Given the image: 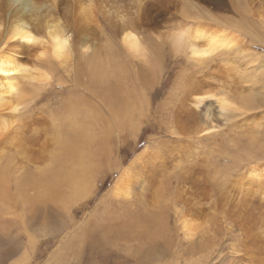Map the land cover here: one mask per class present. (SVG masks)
<instances>
[{
    "label": "bare ground",
    "instance_id": "1",
    "mask_svg": "<svg viewBox=\"0 0 264 264\" xmlns=\"http://www.w3.org/2000/svg\"><path fill=\"white\" fill-rule=\"evenodd\" d=\"M133 2L136 10L132 14L118 0H0V208L7 205L13 209L16 204L13 198L19 199L17 205L24 206L20 215L0 221V245L2 248L7 245V257L11 258L13 264L37 262L45 252L39 251V243L44 237H59L63 246L67 241L70 243L68 247L59 244L61 252L57 253V248L53 257L46 258L43 264H68L71 258L80 264L82 258L84 262L85 257H91L84 256L85 248L98 250L104 242L112 243L114 238H118L117 235H127L130 231L132 238L145 240L140 244L141 258L145 262L207 263L212 248L210 240L204 239L205 236L197 243L179 248V243L176 245L177 241L182 244L179 232L176 237L168 235L173 233L169 221L170 210L173 211L176 228L187 239L192 240L200 232L206 234L209 230L210 218L198 224L193 217L194 210L200 212L202 217L203 214L207 217L209 212L200 207L199 196L189 187L192 176L185 175L182 181H177L174 191L177 198L166 199L172 203L171 207L165 205L164 198L154 201L143 198L141 212L131 209L118 212L115 203L123 198L130 201L138 195L143 197L151 184L136 180L135 168L143 155L139 154L138 158L123 166L122 160L114 154L121 148L114 147L110 141H127L129 134L133 140L136 139L152 101L159 96L154 87L160 82L163 65H167L169 60L175 64L180 59L179 55H186V64L189 67L198 66L199 71H202L214 55L219 56L228 46L237 43L236 36L213 32L207 27L201 29L195 24L196 21L202 23L209 19L217 23L218 20L211 15L192 16L183 9L187 27L168 35L151 36L157 42L160 39L163 41L154 46L155 63L149 66L148 74L146 65L151 53L145 38L140 34L147 15L145 0ZM216 3L225 6L226 2L216 0ZM231 3L238 8L237 1ZM157 6L159 1L153 3L150 10H155ZM96 33L103 34L109 41L106 56H102L100 48L93 46V35ZM256 37V42L264 43V34ZM168 38L169 48H166L168 41L165 39ZM61 68L64 72L69 71L68 75L60 74ZM70 73L74 77L64 79L63 76L70 77ZM84 75H87V79ZM169 78L165 79L163 85L168 84ZM108 79L112 80V84ZM54 81H58L60 90H68L72 97L61 103V118L51 119L52 132L47 138V130L38 127L37 114H42L43 110H36L41 107L40 101L55 99L54 93L45 90L47 84H54ZM27 82L33 93L26 90ZM175 83L188 96L183 102L186 103L193 93V103L202 113L200 126L193 132H175L174 135L179 137L184 135L202 141L216 127L215 118L224 117V121H230L235 109L245 113L262 107L260 102L251 97L231 100L232 97L230 99L227 93L211 92L207 88V80L196 78L193 72L179 75ZM79 91L80 96H77ZM86 91L88 93L83 97ZM211 97L216 98L218 111L209 103L208 98ZM233 105L235 109L231 107ZM5 128L8 129L6 132ZM43 137L45 141H52V147L46 156L42 155L40 162L35 158L37 147H34ZM22 152L30 153L21 157ZM241 167L239 158L230 169L240 172ZM109 168L120 170L114 187L100 200L89 218L77 221L75 217L81 210L80 205L85 206L95 198L99 190V176ZM247 168L241 172L242 186L247 185L245 191L242 189L246 196L243 195L241 200L247 204L250 199L247 194L253 192L260 194L262 202L264 157L260 166L256 161ZM194 181L199 182L197 179ZM12 187L14 191H9ZM138 187L140 190L136 193ZM112 194L115 196L111 197ZM225 204L227 206L228 202ZM212 208L215 209V206ZM239 240L241 243H234L232 247L234 256L231 254L228 260L222 259L224 264H264V238L261 244L253 236L245 239L241 237ZM10 244L13 246H8ZM11 247L15 250H11ZM241 252L242 256L239 255Z\"/></svg>",
    "mask_w": 264,
    "mask_h": 264
},
{
    "label": "rangeland",
    "instance_id": "2",
    "mask_svg": "<svg viewBox=\"0 0 264 264\" xmlns=\"http://www.w3.org/2000/svg\"><path fill=\"white\" fill-rule=\"evenodd\" d=\"M156 1H159V6L151 11L150 8ZM232 1H237L238 8L232 5ZM225 2V6H222L220 4L217 5L216 0H189V2H185L184 0H145L147 15L144 19V25L140 29V34L145 38V44L151 53L146 65L148 74L149 66L155 63L154 46L163 41V39H160L159 42H157L151 39V36L156 37L159 34L161 36H163V34L168 35L181 30L185 26L187 27L188 25L184 21L183 9H185L188 14L196 17L213 16L218 20L217 23H212L207 19L202 21V23L196 21L195 24L199 25L201 29L207 27L213 32H224L228 35L236 36L235 43H237L235 45L233 44V46H228L226 51L221 52L219 56L214 55L212 58L213 60L210 59L205 64V69L202 71H199L198 66L189 67L186 64L188 63L186 55H179L178 58L180 59L175 64L173 61L169 60L167 65H163L162 78L154 87V90L159 92V96L152 101L147 112L148 116L143 118L144 120L136 139L133 140V136L127 133L129 134L127 141L119 142L117 139L110 141L112 145L114 144V147L118 146L122 149V151L121 149H117V152H114V154L116 158L122 160L123 166L130 164L134 159L139 157V154L143 155L141 156V160H138L135 168L137 173L136 180H144L145 182L147 181L146 183H149V185L151 184L150 188L145 190L143 197L138 195L137 198L130 200L131 202L123 198L115 203L114 205L118 212H122L124 209L141 212V205H144L142 204L143 198L147 201H151L152 199L154 201L156 198H164L166 202L165 205L171 207L172 203L166 199L171 198L174 200V198H177V194L174 192L176 191L177 181H182V177L185 175L192 176L190 177L192 181L190 180L188 183L189 187H191L190 189L194 194L199 196L201 202L200 207L205 210L207 209L209 212L207 217H205V214H203L204 217H202L200 212L198 213L197 210H194L195 216L193 213V217L197 220L198 224H202L205 219L210 218V225L208 224L209 227L207 228L209 230L206 231V234L200 232L192 240L187 239L182 234L183 232L176 228L175 219L172 215L173 211L170 210V228L174 234L169 233L168 235L176 237L178 231L181 238L184 236L183 239L180 238L182 244H180L179 241L176 243V245L178 243L180 244L177 245L179 248H182V246L183 248L189 246L193 242L197 243L202 239V236H205L206 238L204 239L207 241L210 240V242H208L211 244L213 243V245L210 244L212 249L210 248L211 251L207 257L206 264H224L222 259L226 258V260H228L230 256H234L235 251L232 248L233 244L241 243L239 240L241 237L245 239L247 236H253L257 239L255 241H258L260 244L264 238V200L262 203L260 194H254L253 192V194L251 192L247 194L249 195L248 198L250 199H248V201L250 203L246 202L247 204H245V202L242 201L243 199L241 200L243 195L246 196V192L243 193L242 189L244 190L247 186H242L243 173L241 172H245L248 169L247 167H250V165L256 161H258V165L260 166V162L264 157V43L256 42L258 39L256 35L259 36L264 34V0H225ZM118 3L123 4L132 14L136 10L133 0H118ZM93 36V46L101 49L103 53L102 56L108 55L107 45L109 41L107 38L101 33H96ZM165 40L168 41L166 43V48H169L167 44L170 40L169 38ZM189 62L194 63L192 60H189ZM190 72H193L196 78L207 80V88L215 94L227 93L230 99L232 97L231 100H238L237 98L240 97H251L256 99L258 103L260 102L262 107L257 108L258 110L247 111L243 116L236 115V112H232L230 121H224V117L215 118L214 124L216 127L211 130L212 133L210 132L206 135L209 137L202 141L193 137L192 139L187 138L184 135H182L183 137L176 136L174 135L175 132L195 131L201 123L202 113L200 112V108H197L193 103L194 94L192 93L191 97L184 103V98L188 96L181 91L178 86H176L177 83H175V79L179 77V75L183 73L189 74ZM62 73L68 75L69 71L64 72L61 68L60 74ZM65 75L63 77L66 80H70L74 77L72 73H70V77L65 78ZM165 77H170L172 81L169 78L167 80L168 84L163 85L166 79ZM84 78L87 79V75H84ZM108 80L109 83L112 84V80ZM57 82L58 81H54V84H47L45 89L46 91L50 90L54 93L55 99L53 98V100L51 98L40 101L39 106L41 107L36 110V112L44 111H42L40 115L37 114L39 116L37 119L40 120L43 117L41 122L38 120V127L47 130V138L52 132L51 119L54 118L57 120L61 118L60 116L63 114L59 109L61 103H63L66 98L72 97V94H70L68 90H60ZM25 84L28 88L26 90L29 93H33L34 91L27 86L29 83L27 82ZM87 93L86 91L83 97H85ZM76 94L80 96L78 95L80 91ZM98 99L101 101L100 97H98ZM208 101L212 103V107L216 109L215 111L219 110L215 97L208 98ZM55 107L59 111H55ZM42 139L34 147L35 149L37 147L34 154L35 158L40 162L43 156H46L48 150L52 147V141H45L44 137ZM145 148H147L145 150L146 152L144 151ZM29 153L22 152L20 156L29 155ZM236 157H238V159ZM239 158L242 167L240 172H236V170L230 168L235 165V161L239 160ZM104 174L99 176L97 182L99 190L95 198L85 206H83L84 204L82 206L80 205L81 210H79V213L75 217L77 221L82 222L85 218H89L90 214L94 212L97 207V204L100 203V200L114 187L118 176H120V170H111V168H109L104 171ZM163 175H165V181H163ZM145 176H147V178H144ZM199 178L200 180L202 179L201 182ZM193 179H197L199 182L194 181L193 183ZM254 184L255 183H253L252 186ZM241 186L243 188H241ZM156 188L157 190H155ZM136 190V193H138L140 187ZM9 191H14V187L9 189ZM112 196L115 195L112 194L111 197ZM139 197L142 198L140 199ZM238 199L241 201L239 200L238 202ZM18 200V198H13V201L16 202L13 209L7 207V205L0 208V211H2L0 212V221L9 220L23 212L24 206L23 204L17 205ZM225 202H228V207ZM236 202L239 204L236 205ZM257 205L259 207H257ZM212 206H215V209H210ZM242 208H244V210ZM223 215L226 216V219L224 217L222 218ZM130 233H127V235H117L118 238H114L112 243L104 242L98 250H86L85 248L84 256L91 255V259L85 257L86 260L83 262L82 260L84 258H82L80 264H153L151 262H145L141 258L142 249L140 248V244L145 240L132 238ZM24 235L27 236V233L25 232ZM60 241L61 238L59 237H57V239L53 237H44L39 243V251L44 250V255L37 259L38 263L33 262V264L45 263V260L47 261L50 256L49 259H51L54 253L61 252L60 246L68 247L67 244L70 243V241H67L68 243L65 242V246H63V243ZM160 243H162L161 240ZM6 246L2 248V245H0V264H13L11 263V258L7 257ZM8 246L13 245L10 244ZM58 246L60 250H58ZM100 248L104 252H100ZM10 249L15 250L13 247ZM56 249L57 251L55 252ZM69 254L70 253H67V256H70ZM242 254L243 252L239 255L242 256ZM71 259L72 260L68 262V264H78L77 260Z\"/></svg>",
    "mask_w": 264,
    "mask_h": 264
},
{
    "label": "snow or ice",
    "instance_id": "3",
    "mask_svg": "<svg viewBox=\"0 0 264 264\" xmlns=\"http://www.w3.org/2000/svg\"><path fill=\"white\" fill-rule=\"evenodd\" d=\"M5 75H11L10 73H5ZM233 109H235V106L233 105V106H231ZM235 112H236V115H239V116H243V115H245V113L244 112H242V111H240L239 109H235ZM8 129L7 128H5L4 129V131L6 132Z\"/></svg>",
    "mask_w": 264,
    "mask_h": 264
}]
</instances>
